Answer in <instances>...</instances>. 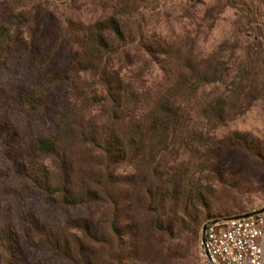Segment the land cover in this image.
Listing matches in <instances>:
<instances>
[{"label": "trees", "instance_id": "obj_1", "mask_svg": "<svg viewBox=\"0 0 264 264\" xmlns=\"http://www.w3.org/2000/svg\"><path fill=\"white\" fill-rule=\"evenodd\" d=\"M229 6L244 10L233 0ZM16 21L0 23V66L21 41ZM69 37L77 49L67 69L53 72L24 97L37 110L59 84L74 92L56 121V135L33 144L26 181L64 206L95 210L71 222L68 231L45 234L42 242L71 264H186L184 245L194 247L206 224L231 217V211L211 215L213 187L182 173L180 105L172 96L152 98L143 79L154 66L176 73L180 87L195 92L221 81L220 66H197L178 46L147 34L129 0H118L86 27L72 26ZM226 108L218 100L207 117L223 124Z\"/></svg>", "mask_w": 264, "mask_h": 264}, {"label": "rangeland", "instance_id": "obj_2", "mask_svg": "<svg viewBox=\"0 0 264 264\" xmlns=\"http://www.w3.org/2000/svg\"><path fill=\"white\" fill-rule=\"evenodd\" d=\"M144 31L178 46L197 66L219 65L221 81L197 91L177 83V74L150 66L144 87L152 98L172 96L182 113L183 144L178 164L187 179L211 185V215L237 217L264 211V0H129ZM118 0H0V23L22 25L21 41L0 66V264H71L45 246L47 233L68 231L89 218L93 206H64L31 190L26 181L35 142L56 135V121L71 104L67 85L53 87L35 110L24 104L47 76L65 71L76 52L72 26L104 18ZM218 100L226 105L223 124L207 117ZM246 144V145H245ZM256 154L258 156H256ZM219 171L222 185L216 181ZM205 227V226H204ZM204 229V228H203ZM203 233V230H202ZM198 243L186 264H201Z\"/></svg>", "mask_w": 264, "mask_h": 264}, {"label": "built area", "instance_id": "obj_3", "mask_svg": "<svg viewBox=\"0 0 264 264\" xmlns=\"http://www.w3.org/2000/svg\"><path fill=\"white\" fill-rule=\"evenodd\" d=\"M205 226L198 246L201 264H264V211Z\"/></svg>", "mask_w": 264, "mask_h": 264}, {"label": "water", "instance_id": "obj_4", "mask_svg": "<svg viewBox=\"0 0 264 264\" xmlns=\"http://www.w3.org/2000/svg\"><path fill=\"white\" fill-rule=\"evenodd\" d=\"M205 229H206V226L204 227L203 232L205 231Z\"/></svg>", "mask_w": 264, "mask_h": 264}]
</instances>
